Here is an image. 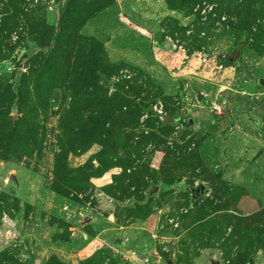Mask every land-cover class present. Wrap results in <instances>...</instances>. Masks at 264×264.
Listing matches in <instances>:
<instances>
[{
  "label": "rangeland",
  "instance_id": "1",
  "mask_svg": "<svg viewBox=\"0 0 264 264\" xmlns=\"http://www.w3.org/2000/svg\"><path fill=\"white\" fill-rule=\"evenodd\" d=\"M56 1L0 0V264H264V0Z\"/></svg>",
  "mask_w": 264,
  "mask_h": 264
},
{
  "label": "water",
  "instance_id": "2",
  "mask_svg": "<svg viewBox=\"0 0 264 264\" xmlns=\"http://www.w3.org/2000/svg\"><path fill=\"white\" fill-rule=\"evenodd\" d=\"M68 0H57L54 4H53V14H54V23H53V31H52V34H51V39H50V46L52 47L53 44H54V40H55V37H56V34H57V30H58V24H59V19H60V11L61 9L64 7L65 3L67 2ZM163 46L164 47H168L169 46V41L166 40L164 41L163 43ZM259 85H262L264 86V80H259L257 81ZM196 99L197 100H200L201 99V94L196 91ZM180 125H185V126H190L192 124V120L190 118H182L181 116H179L178 118L175 119ZM9 179L16 182V179L13 175H10L9 176ZM194 190L196 189L197 192L199 193H204L205 192V188L204 186L198 184L197 186H194V187H191L190 190ZM189 190V191H190ZM157 191V186L156 185H151L147 190H146V196H149L151 195L153 192H156ZM196 192V193H197ZM195 193V194H196ZM192 199L195 198V195H192L191 196ZM100 206L104 207V208H107L109 207L110 208V204L109 203H106V204H101ZM88 217H85L83 219V221H88ZM80 235V231H77V230H74L72 235H71V238L74 239V238H77L78 236ZM135 255L138 259H145L146 257V254L145 253H142L140 251H136L135 252ZM34 264H38L39 263V258L36 257L33 261ZM166 264H172V263H166ZM210 264H219V261L218 260H212L210 262Z\"/></svg>",
  "mask_w": 264,
  "mask_h": 264
},
{
  "label": "crops",
  "instance_id": "3",
  "mask_svg": "<svg viewBox=\"0 0 264 264\" xmlns=\"http://www.w3.org/2000/svg\"><path fill=\"white\" fill-rule=\"evenodd\" d=\"M110 47V46H109ZM114 47V46H113ZM113 47H110V48H112L113 50H114V52L115 53H119V47H115V48H113ZM121 55H123V54H119L117 57L115 56H112V54H111V56L109 57L110 59V61H112V62H114V61H116L117 59H119L120 57H123V56H121ZM136 66H138V65H136ZM138 67H140V66H138ZM140 68H142V67H140ZM263 125H261V127H262ZM263 128V127H262Z\"/></svg>",
  "mask_w": 264,
  "mask_h": 264
},
{
  "label": "flooded vegetation",
  "instance_id": "4",
  "mask_svg": "<svg viewBox=\"0 0 264 264\" xmlns=\"http://www.w3.org/2000/svg\"><path fill=\"white\" fill-rule=\"evenodd\" d=\"M179 116H181L182 118H185V117H188L187 115H178L176 118H178ZM192 187H194V186H192ZM190 190V188L188 189V191ZM197 190L196 189H194V190H190L189 191V195H190V197L192 196V195H195V198L194 199H196L197 197H199V196H201V195H203L204 193H199V192H197ZM196 193V194H195ZM192 199V198H191Z\"/></svg>",
  "mask_w": 264,
  "mask_h": 264
},
{
  "label": "trees",
  "instance_id": "5",
  "mask_svg": "<svg viewBox=\"0 0 264 264\" xmlns=\"http://www.w3.org/2000/svg\"><path fill=\"white\" fill-rule=\"evenodd\" d=\"M253 81V80H252ZM255 84H258V82L257 81H253ZM133 103H136V105L140 108V110H149V107H144V106H142L141 104H139L138 102H136V101H132ZM263 128H264V125L262 126ZM191 188V187H190Z\"/></svg>",
  "mask_w": 264,
  "mask_h": 264
},
{
  "label": "built area",
  "instance_id": "6",
  "mask_svg": "<svg viewBox=\"0 0 264 264\" xmlns=\"http://www.w3.org/2000/svg\"><path fill=\"white\" fill-rule=\"evenodd\" d=\"M212 102H213V100H212ZM217 108V105L214 103L213 105H212V107H211V109H216ZM157 112H159V111H157Z\"/></svg>",
  "mask_w": 264,
  "mask_h": 264
}]
</instances>
